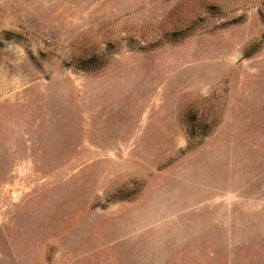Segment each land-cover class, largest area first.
<instances>
[{"label": "rangeland", "instance_id": "1", "mask_svg": "<svg viewBox=\"0 0 264 264\" xmlns=\"http://www.w3.org/2000/svg\"><path fill=\"white\" fill-rule=\"evenodd\" d=\"M0 264H264V0H0Z\"/></svg>", "mask_w": 264, "mask_h": 264}, {"label": "trees", "instance_id": "2", "mask_svg": "<svg viewBox=\"0 0 264 264\" xmlns=\"http://www.w3.org/2000/svg\"><path fill=\"white\" fill-rule=\"evenodd\" d=\"M188 135L190 139V146H195L197 143V133H196V121L195 119H190L188 121ZM208 132H206L203 136H207Z\"/></svg>", "mask_w": 264, "mask_h": 264}]
</instances>
